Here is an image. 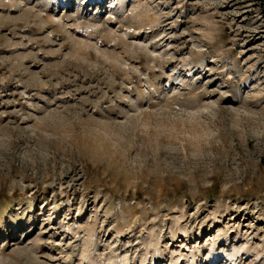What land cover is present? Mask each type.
<instances>
[{
  "label": "rangeland",
  "instance_id": "obj_1",
  "mask_svg": "<svg viewBox=\"0 0 264 264\" xmlns=\"http://www.w3.org/2000/svg\"><path fill=\"white\" fill-rule=\"evenodd\" d=\"M0 264H264V0H0Z\"/></svg>",
  "mask_w": 264,
  "mask_h": 264
},
{
  "label": "bare ground",
  "instance_id": "obj_2",
  "mask_svg": "<svg viewBox=\"0 0 264 264\" xmlns=\"http://www.w3.org/2000/svg\"><path fill=\"white\" fill-rule=\"evenodd\" d=\"M94 1H96V0H94Z\"/></svg>",
  "mask_w": 264,
  "mask_h": 264
}]
</instances>
